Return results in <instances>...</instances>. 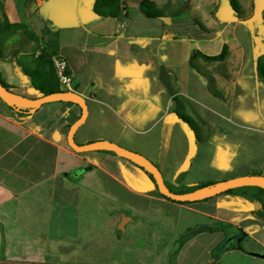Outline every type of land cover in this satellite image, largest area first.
<instances>
[{
	"label": "crops",
	"instance_id": "obj_1",
	"mask_svg": "<svg viewBox=\"0 0 264 264\" xmlns=\"http://www.w3.org/2000/svg\"><path fill=\"white\" fill-rule=\"evenodd\" d=\"M128 1L131 3L124 0V18L96 14L95 0L26 2V20L33 31L41 38L44 32V38L57 35V53L68 60L74 91L92 103L91 108L88 104L85 123L75 134L79 144L110 140L140 150L133 147L136 142L132 134L147 132L142 126L144 119L152 117L154 124L167 113L173 100L169 78L177 76V84L171 82V86L214 114L224 105L233 111L236 100H242L243 94L238 97V79L245 70L252 73L253 79H259L257 41L248 29L239 30L241 22L230 23L226 31L210 27V32L203 31L193 38L187 33H175L172 29L177 24L167 21L168 16L159 18L162 24L146 28L138 16L132 17ZM3 3L9 20L20 22L15 1ZM44 19L51 21L52 28L43 27ZM170 22L172 29L158 27ZM182 24L188 26L186 22ZM221 35L228 38V57L235 55V63L227 58V62L204 64L214 78L213 86L222 84L223 78L237 84L230 96L226 95V104L190 64L193 50L200 49L195 47V40L207 41ZM43 40L35 51L19 53L34 54V58L50 42ZM249 43L253 52L250 58ZM6 45L7 52L19 47L15 40ZM0 71L19 92L23 90L28 97L42 96L31 79L28 84L22 83L11 55L0 56ZM233 74L237 78H232ZM262 92L264 100V89ZM107 113L121 118L119 130L87 131L90 118L98 122ZM81 114L80 106L63 101L21 111L0 98V264H125L127 260L143 261L145 255L158 260L156 255H166L174 248L176 239L170 229L177 223L170 213L189 207L158 194L149 174L121 154L74 150L68 143V132ZM128 138L131 145L124 142ZM232 198L246 201L242 211L236 210L242 214L243 222L263 224L250 212L254 207L249 209V203L253 201L231 194L215 199V211L207 215L232 223L217 213L227 201L234 203ZM138 232H143L142 236ZM249 234L252 233L241 227V236ZM235 249L238 248L233 246L226 251Z\"/></svg>",
	"mask_w": 264,
	"mask_h": 264
},
{
	"label": "rangeland",
	"instance_id": "obj_2",
	"mask_svg": "<svg viewBox=\"0 0 264 264\" xmlns=\"http://www.w3.org/2000/svg\"><path fill=\"white\" fill-rule=\"evenodd\" d=\"M3 1L1 5L3 9L0 8V19L5 10ZM14 1L19 10L20 22L28 23L29 27L34 30V27L26 20L27 1ZM141 1L131 0V3L130 1L127 2L132 17L138 16L137 18L142 20V24L146 28L150 24L156 25L158 22L162 24L161 19L148 18L140 11ZM156 1L168 14L167 21L173 20L177 24L174 25L173 29L171 22L165 26L158 25L160 29H172L175 33H187V35L195 38L198 34H203V31L196 24H193L196 19L200 20L204 26H209V29L211 27L221 31L228 30L232 22H237V24L241 22L239 30L248 29L257 41L258 49L255 50V55L264 53V0H238L243 7L241 14L234 11L229 0ZM175 12L178 14H172ZM42 22L44 28H52L50 20L44 19ZM183 22L188 23V26H183ZM153 29L157 28L153 27ZM44 33L42 34L43 42L47 43L49 39V41L56 43L55 36L57 37V35L44 38ZM25 35L21 30L6 31L3 33L4 39L1 45L4 55H11L12 58L14 57L13 54L16 55V60L23 67V70H25L26 65L32 64L34 54L27 56L19 52L21 50L35 51L42 39L39 37L38 40L30 41ZM226 39L228 38L225 35H221L207 41L195 40V47L208 53H218L221 52ZM12 40L17 41L19 47L7 52L6 44ZM248 46L250 58L253 54L251 43ZM227 58V60H232L235 63V55ZM204 62V60L199 59L196 63L209 74V68ZM232 78H237V75L233 74ZM238 80V89L240 88L238 97L243 95L242 100H236L233 111L224 105L217 114H214L208 108L200 105V102L183 96L181 103L184 106L179 107L175 100H171L167 113L158 122L151 123L154 122L152 117L144 119L142 126L148 129L147 132L138 136L132 134L133 140L136 142V145L132 146L140 149L133 150L140 151L139 153L142 151L143 155H148V158L153 159L152 161L161 169L166 183L174 192L195 188L199 183L209 180L219 182L241 175L254 173L264 175V100L262 97L264 81L253 79L252 73L246 70ZM169 81L174 85L173 79L169 78ZM222 82V84L214 85V88L220 93L224 92L225 95L223 93L222 95L227 98L226 95L229 97L230 91L236 89L237 84L235 85L233 81L225 78ZM72 85L74 86V84ZM10 90L22 95L26 94L23 90L19 92L20 89L17 90L16 87ZM233 92H231V96H234ZM219 98L222 99V104L229 102L226 98ZM163 102L159 101L158 103L163 105ZM88 104L91 108L92 103L89 100ZM219 111H223L222 114H219ZM179 113L188 116L190 122L180 119ZM122 124L121 118L107 113L105 118L98 122H93L90 118L85 128L88 126L87 131H99L101 129L109 131L111 129L115 132L119 130V127H122ZM102 134L108 135L107 133ZM128 137L131 135L128 134ZM124 140V142L127 140L131 145L129 138ZM222 195L224 194L220 193L209 199L184 204L189 208H183L181 211L173 210L170 213L174 217L175 225L177 223L175 228L170 229V231L174 230L173 239H176V242L174 248L166 255H156L158 260L145 255L143 261L127 260L125 264H264V256H262L264 255V223L260 225L252 221L243 222L242 214L236 211L240 209L242 211L246 201L243 200L242 202L240 198H232L234 203L227 201L228 203L226 202L218 208V215L230 219L232 223L217 221L207 215L211 211H215V199L221 198ZM227 200L230 199L227 198ZM258 206L257 203H249V209L254 207L250 212H253ZM251 214L253 215V213ZM258 221L263 222L260 219ZM241 227L252 234L247 237L241 236ZM143 232H138L140 233L138 235L142 236ZM142 238L145 239L144 235ZM142 238L138 239L142 240ZM233 246L238 249L226 251ZM88 263L89 261H85L82 264Z\"/></svg>",
	"mask_w": 264,
	"mask_h": 264
},
{
	"label": "trees",
	"instance_id": "obj_3",
	"mask_svg": "<svg viewBox=\"0 0 264 264\" xmlns=\"http://www.w3.org/2000/svg\"><path fill=\"white\" fill-rule=\"evenodd\" d=\"M31 1L32 0H27L28 3ZM229 1H230L232 8L234 9V11L236 13L241 14L243 12V7L241 6V4L238 0H229ZM1 5H2V0H0V8L3 9V6H1ZM140 9H141L142 13L148 18H161V17L168 16V14L159 6V4L155 0H142L140 3ZM94 12L100 16H112V17H117V18H124L127 15L126 8L124 5V0H95ZM172 14L175 15L178 13L175 12ZM195 23H196V25L199 26V28L202 31L210 32V29L208 27L204 26V24L200 20L196 19ZM17 30H21L31 40H38V38H39V35L35 31L30 29L26 24H24L22 22H11L9 20L7 14L5 13V10H4L3 16H1V19H0V56L1 57H3V58L5 57L3 50L1 48V45H2V42L4 39L3 33L6 31L7 32H14ZM56 53H57V45L55 42L50 41L48 45L41 48L39 55L34 56V58L32 59V64L26 65L25 70H23V67L19 65L18 61L16 60L15 54H13L14 57L12 58V62L14 63L15 68H19L23 73L28 75V77L31 79L32 85L36 89L40 90L42 92V95H46V94H50L53 92L62 91L61 86H60L59 76H58V73L56 71L54 61L52 58V56ZM229 54H230L229 44L227 42H225L223 44L221 52H219L217 54H208V53H205L204 51H202L200 49H195V50H193L191 57H190L191 66L194 67L204 78H206L208 80V82L210 84L211 91L213 92V94L216 96H219L221 98H226V97H224V95H222V93H220V91L215 89L214 86L212 85V83L214 81L213 76L206 74L204 71H202L196 62L199 59H202L206 62H220V61L226 60L227 57L229 56ZM256 69H257V74H258L259 79L264 81V53H262L256 57ZM164 79H166L165 76H164ZM0 81L8 89H11L14 87L13 85L8 83L3 78L1 71H0ZM173 81L175 82V84H177V76L174 77ZM167 83H168V87L170 88V90L173 94V100H175L178 103L179 107H181L183 105V103H181V98L184 95H182L176 89H174L171 86L170 82H167ZM3 101L6 102L5 100H3ZM63 102L76 104L75 102H72V101H63ZM6 103L10 107L17 109V110H21V111L26 110L27 111L29 109V108H23L20 106H15V105L10 104L8 102H6ZM179 118L184 120V121L190 122V119L188 116H184V115L180 114ZM105 151H109V152H113V153L117 154V152H115L113 150H105ZM127 159H129V158H127ZM129 160H131V159H129ZM131 161H133V160H131ZM136 164L138 166H140L142 169H144L149 174V176L152 178V180L156 184V192L158 194H160L161 196H163L167 199L173 200L170 197L162 194L159 191L158 185H157L155 178H154L152 173L147 171L143 166L139 165L138 163H136ZM85 169H87V167H85ZM254 174L261 175V173H254ZM217 182L218 181H215V180L204 181V182L199 183L197 185V187H195V188L182 190L179 192H186V191L188 192V191L196 190V189L202 188V187L207 186V185L215 184ZM245 189H247V190H245ZM172 191H174V190H172ZM175 192H178V191H175ZM222 194H231V195H236V196H243V197L253 201L254 203H257L259 206H258V208H255L252 213L258 219L262 220L264 223V188L263 187H260V186L236 187V188H231V189L223 192ZM209 198H206V199H209ZM173 201L178 202V203H182V204H191V203L197 202V201L180 202L177 200H173ZM216 264H220V263H216Z\"/></svg>",
	"mask_w": 264,
	"mask_h": 264
},
{
	"label": "water",
	"instance_id": "obj_4",
	"mask_svg": "<svg viewBox=\"0 0 264 264\" xmlns=\"http://www.w3.org/2000/svg\"><path fill=\"white\" fill-rule=\"evenodd\" d=\"M16 71L18 72L23 84H28L30 82V78L28 77V75L23 73L19 68H16ZM0 97L10 104L26 108H38L45 103L53 101L75 102L82 108V114L80 118L69 129V145L78 152L89 150H113L118 154H121L133 160L134 162L143 166L147 171L152 173L158 185L159 191L173 200H177L180 202L203 200L209 197L216 196L231 188L242 186H260L264 188V175L248 174L221 180L215 184L207 185L188 192H174L166 183L164 175L158 165L142 153L126 148L110 140H97L87 144H79L76 141L75 134L78 128L85 123L89 112L87 99L80 92L73 90H62L42 95L40 97L30 98L8 89L0 81Z\"/></svg>",
	"mask_w": 264,
	"mask_h": 264
},
{
	"label": "built area",
	"instance_id": "obj_5",
	"mask_svg": "<svg viewBox=\"0 0 264 264\" xmlns=\"http://www.w3.org/2000/svg\"><path fill=\"white\" fill-rule=\"evenodd\" d=\"M56 71L59 76L60 86L62 90H75L73 84V76L69 71V63L67 58L60 53L52 56Z\"/></svg>",
	"mask_w": 264,
	"mask_h": 264
},
{
	"label": "flooded vegetation",
	"instance_id": "obj_6",
	"mask_svg": "<svg viewBox=\"0 0 264 264\" xmlns=\"http://www.w3.org/2000/svg\"><path fill=\"white\" fill-rule=\"evenodd\" d=\"M255 216V215H254ZM256 217V216H255ZM257 218V217H256ZM263 256V255H262Z\"/></svg>",
	"mask_w": 264,
	"mask_h": 264
}]
</instances>
